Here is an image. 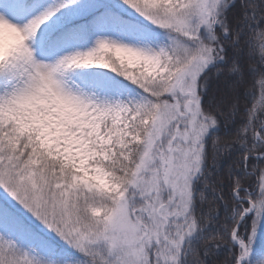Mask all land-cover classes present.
Instances as JSON below:
<instances>
[{"label": "snow or ice", "instance_id": "6c2138e0", "mask_svg": "<svg viewBox=\"0 0 264 264\" xmlns=\"http://www.w3.org/2000/svg\"><path fill=\"white\" fill-rule=\"evenodd\" d=\"M0 264H264V0H0Z\"/></svg>", "mask_w": 264, "mask_h": 264}]
</instances>
